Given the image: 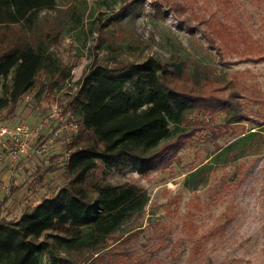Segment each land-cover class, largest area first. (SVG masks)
Returning <instances> with one entry per match:
<instances>
[{
	"label": "trees",
	"instance_id": "obj_1",
	"mask_svg": "<svg viewBox=\"0 0 264 264\" xmlns=\"http://www.w3.org/2000/svg\"><path fill=\"white\" fill-rule=\"evenodd\" d=\"M60 1L64 8H57L59 0H0L3 121L15 117L26 96V105L33 107L44 94L62 91L70 79V67L54 47L63 32L82 26L86 6ZM125 8L103 22L100 17L89 22L97 33L95 49L109 56L94 58L84 68L65 106L66 117L78 124V131L70 133L65 147L70 153L63 163L64 182L27 205L17 219L0 216V264H90L109 255L131 231L124 230L125 224L144 211L149 197L141 187L112 185L107 179L131 168L144 174L168 165L171 154L202 126L209 127L189 118L192 114L201 112L211 122L223 114L228 129L245 114L234 89L219 93L209 65L193 62L192 69L189 60L176 64L133 52L120 58L122 33L115 29L114 17L131 9ZM44 10L55 14H41ZM207 25L212 46L213 35L230 36L225 25ZM263 133L241 132L215 147L208 161L184 176L183 187L197 190L207 183L212 167L260 153ZM56 170L51 163L45 172ZM8 198L3 197L0 207Z\"/></svg>",
	"mask_w": 264,
	"mask_h": 264
},
{
	"label": "rangeland",
	"instance_id": "obj_2",
	"mask_svg": "<svg viewBox=\"0 0 264 264\" xmlns=\"http://www.w3.org/2000/svg\"><path fill=\"white\" fill-rule=\"evenodd\" d=\"M79 3L86 6L82 26L63 32V40L54 47L71 70L66 86L56 94H44L33 107L26 105L28 96L15 117L2 122L5 126H37L54 101L65 111L84 68L94 58L109 56L102 48L95 49L97 33L89 22L99 17L103 22L127 6L131 9L114 17L115 29L122 33L120 58L133 52L176 64L189 60L192 69L193 62L209 65L219 93L227 95L234 89L245 111L229 129L223 114L213 122L201 112L192 114L189 118L209 127L202 126L171 154L168 165L144 174L134 168L113 173L107 183L134 184L146 191L149 200L144 211L125 224L124 230L131 231L123 241L90 264H264V133L260 153L212 167L207 183L197 190L183 187L184 176L208 161L215 147L241 132L264 130V0H69L67 4ZM58 4L57 8H64L60 0ZM208 23L218 29L225 25L230 36L213 35L212 46L206 36ZM49 135L45 128L30 147ZM60 137L45 155L21 157L13 167L0 160V202L9 196L0 216L17 219L48 189L63 184V156L70 133ZM51 163L57 170L46 173Z\"/></svg>",
	"mask_w": 264,
	"mask_h": 264
},
{
	"label": "built area",
	"instance_id": "obj_3",
	"mask_svg": "<svg viewBox=\"0 0 264 264\" xmlns=\"http://www.w3.org/2000/svg\"><path fill=\"white\" fill-rule=\"evenodd\" d=\"M24 99H28V96ZM2 122L0 115V160L8 161L9 167H13L21 157L30 159L36 155H45L47 149L53 147L64 132L76 134L78 131V124L66 117L57 101L45 108V115L37 126L19 123L14 127H7ZM45 128H49V137L31 148V144L35 143L38 134ZM69 153L70 150H67L63 156L64 164L69 160Z\"/></svg>",
	"mask_w": 264,
	"mask_h": 264
}]
</instances>
